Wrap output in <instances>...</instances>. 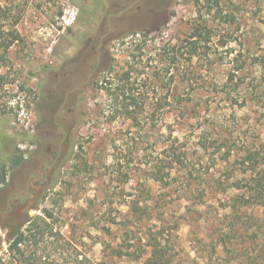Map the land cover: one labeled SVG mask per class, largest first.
<instances>
[{"label":"rangeland","instance_id":"1","mask_svg":"<svg viewBox=\"0 0 264 264\" xmlns=\"http://www.w3.org/2000/svg\"><path fill=\"white\" fill-rule=\"evenodd\" d=\"M118 1L124 2L108 6ZM92 3L0 0V163L8 166L17 150L23 154L0 189V264H17L9 239L45 211L53 233L60 231L93 262L143 264L116 253L132 252L128 245L146 228L163 227L171 264H249L247 255L264 243V226L253 242L252 232L238 224L236 238L223 245L235 221L222 207L233 196H248L246 157L264 147V0H159L155 4L168 11L157 29L138 1L129 9L133 18L121 13L117 19L107 70L93 81L72 80L89 89L67 96L64 109L72 113L64 132L56 129L48 139L39 107L55 80L39 68L55 67L57 55L81 34L73 25L82 11L91 12V29L105 25L113 6L107 11ZM130 97L135 103L128 113ZM64 134L38 199L6 211L48 164L47 144L57 145ZM136 208L145 212L140 225L134 224ZM251 214L261 226L264 210ZM51 240L38 253L46 251L44 263L70 264Z\"/></svg>","mask_w":264,"mask_h":264},{"label":"trees","instance_id":"2","mask_svg":"<svg viewBox=\"0 0 264 264\" xmlns=\"http://www.w3.org/2000/svg\"><path fill=\"white\" fill-rule=\"evenodd\" d=\"M207 3H214L218 5V0H205ZM194 36L190 37L193 39ZM128 105L124 107L127 111L135 102L130 97ZM246 160L251 164L248 178L251 184L248 185L247 197L243 195H236L229 199L228 204L223 206V210H226L230 214L231 219H234L235 223L232 225L230 233L222 239V244L226 245V242H231V239L236 238V234L241 230L236 225L240 224L242 230L252 232L251 238L253 242L258 241L261 237V227L264 226V222H261V226L258 224V219L252 214L246 216V212L254 208H261L264 210V147L262 153L256 155L248 153ZM8 166L0 163V189L6 184L8 173L18 168L23 161V154L18 150L12 152L8 156ZM245 164V163H242ZM259 165V166H258ZM245 174V173H244ZM153 180L159 182L157 174L153 175ZM224 192V191H223ZM45 216H35L27 221L25 230H18L14 233V236L9 239V253L14 257V262L17 264H45L43 259L49 258L45 252L38 255L41 246L45 245L47 241H52V246L56 248L55 253L63 258L65 263L70 264H109L105 260L100 262H93L85 255H83L71 242L67 241L60 231L53 233L51 223L47 220L52 219V215L45 211ZM134 216V224L140 225L145 221V212L141 208H136L132 211ZM245 217V218H244ZM254 230V231H252ZM166 231L163 227L156 228L154 231L151 227L146 228L143 233V237L136 240V244L128 245L133 249L132 252L118 251L116 257L121 259L123 257L130 258L134 261L142 260L143 264H171L173 256L170 253V244L166 239ZM49 238V239H48ZM228 240V241H226ZM129 241V239H128ZM260 251H257L255 255H247V261L249 264H261L264 261V243L260 246ZM129 252V253H128ZM47 257V258H46ZM13 264V263H12Z\"/></svg>","mask_w":264,"mask_h":264},{"label":"flooded vegetation","instance_id":"3","mask_svg":"<svg viewBox=\"0 0 264 264\" xmlns=\"http://www.w3.org/2000/svg\"><path fill=\"white\" fill-rule=\"evenodd\" d=\"M110 0H93V7L96 4H100L101 9L110 11V7L114 8L111 14H108L104 19V24H101L98 29H91L90 23L91 12L88 10L82 11L74 21L73 27L81 29L80 35H74L69 40L70 46L67 52H62L55 58L57 65L53 68L48 66H42L39 68V73L44 72L45 75H50L54 73L55 84L53 87H47L45 93L51 96L43 105L39 107L41 121H46L49 125V131L44 134L48 137L53 136L56 129H62L64 132L65 125H67V116L72 113V109H64L66 104L67 96L81 95L84 93L85 89H89V83H77L72 84L73 79H84L88 81H93L97 79L100 73L107 70L110 62V50L109 47L112 40L117 39L118 34L116 31L118 29V18L121 13H126L129 15V19L133 18L132 13L130 14L131 6L138 3L140 0H124V2H116L108 6ZM156 1L159 0H141L142 4L147 6L148 12L151 15V27L152 29H157L161 26L163 20L161 15L167 13V9H163L162 6L156 5ZM162 2H169L170 0H160ZM169 5V4H168ZM163 9V10H162ZM140 12V7L135 9ZM83 21V26L80 23ZM86 23V24H85ZM73 29H70L72 34ZM66 53L68 54L66 56ZM52 96H61L52 97ZM55 101L53 106L50 103ZM74 104H72L73 106ZM48 112L50 116L47 118ZM65 135V134H64ZM67 135L60 137L58 136L57 145L47 144L45 147V152L50 153V160L47 165L43 167L42 172H39L36 176L31 178H37V181L31 182L29 179L26 182L25 188L20 192L18 199L12 201V205L4 206L6 211H12V207L18 206L23 209L33 200L38 199L41 191L47 185L48 175L52 174L55 170V165L58 163V155L63 149V138ZM54 149L56 152H51Z\"/></svg>","mask_w":264,"mask_h":264}]
</instances>
